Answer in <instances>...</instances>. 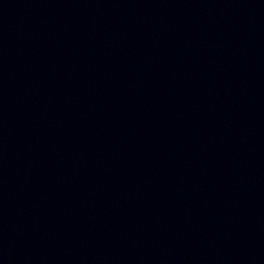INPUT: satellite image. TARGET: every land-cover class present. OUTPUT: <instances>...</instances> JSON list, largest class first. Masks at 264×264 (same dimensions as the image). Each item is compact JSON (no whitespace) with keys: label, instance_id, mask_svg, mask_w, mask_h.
<instances>
[{"label":"water","instance_id":"95a60500","mask_svg":"<svg viewBox=\"0 0 264 264\" xmlns=\"http://www.w3.org/2000/svg\"><path fill=\"white\" fill-rule=\"evenodd\" d=\"M0 264H264V0H0Z\"/></svg>","mask_w":264,"mask_h":264}]
</instances>
